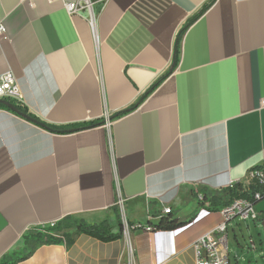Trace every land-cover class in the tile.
I'll list each match as a JSON object with an SVG mask.
<instances>
[{
  "label": "crops",
  "instance_id": "0c3cea01",
  "mask_svg": "<svg viewBox=\"0 0 264 264\" xmlns=\"http://www.w3.org/2000/svg\"><path fill=\"white\" fill-rule=\"evenodd\" d=\"M210 1L96 5L95 48L85 16L61 1L0 0V75L15 77L18 105L53 126L103 122L56 134L0 109V259L67 216L117 233L122 221L153 226L168 209L187 223L109 243L81 234L17 264H195L192 243L222 220L197 194L264 164V0H213L181 35L174 71L134 111L104 115L168 71L181 29Z\"/></svg>",
  "mask_w": 264,
  "mask_h": 264
},
{
  "label": "trees",
  "instance_id": "16d2710c",
  "mask_svg": "<svg viewBox=\"0 0 264 264\" xmlns=\"http://www.w3.org/2000/svg\"><path fill=\"white\" fill-rule=\"evenodd\" d=\"M212 3L213 0L210 1L208 4L204 5L201 8V10L191 19H189L181 29L180 35L177 37V41L175 43L172 62L168 71L164 75H162L155 83H153L136 103L110 117L109 118L110 121L134 111L142 103V101L174 71L178 62L179 41L181 35L198 18H200L206 12V10L211 6ZM10 103L14 106L15 112L11 111L3 104H0V109H6L8 111H11L12 113H14L15 115L21 118H23V116H27L29 117V119L32 120L31 123L51 133H56V134L73 133L85 129L94 128L102 125L103 123L102 121H96L87 124L85 123L76 124L71 127L53 126L41 121L39 118H37L33 114H30L25 108L21 107L20 105L14 104L13 102ZM256 168H264V164L261 166H257ZM257 191H260V188L255 185L251 184L248 188L243 189L240 183H236L232 188L227 187L225 189L215 192L214 194H211L206 191H202L197 194V197L198 195H201V200H199V207L219 212L225 207H228L236 199L243 198V199L252 200L253 194ZM186 223L187 222H178L177 220L172 219L171 211H169L168 213L163 214L161 218H159L157 223H155L153 226H150V231L153 232L172 231L179 227H182ZM126 224L129 233L134 230H143L145 228L142 224H134L130 222H127ZM136 225H138L139 227L135 228ZM41 231L42 230L34 231L27 234L24 237L25 247L18 252H14L11 255L3 256L0 259V264H17L19 262L25 261L26 259L31 257L32 254L39 247L43 245L65 244L68 247L72 244V237L81 234L87 235L103 243L113 242L123 237L122 226H120V229L117 233H113L111 230V226L107 221H102L97 224H87L82 220L71 216H67L63 218L62 220L57 222L53 227L49 228L48 231H53L54 234H49L48 232H41ZM66 231H72V233L70 234L67 233Z\"/></svg>",
  "mask_w": 264,
  "mask_h": 264
},
{
  "label": "built area",
  "instance_id": "2783aa9c",
  "mask_svg": "<svg viewBox=\"0 0 264 264\" xmlns=\"http://www.w3.org/2000/svg\"><path fill=\"white\" fill-rule=\"evenodd\" d=\"M50 2L61 1L63 8L69 16L81 15L85 16L87 25L91 31L95 48H98L99 40L97 34V18L99 12L105 7L109 0H75L71 2H65L64 0H48ZM100 6V11L95 10V6ZM5 29L0 24V34H4ZM22 96L15 77L11 72H6L0 75V100L6 102H13L19 104ZM105 121L108 122L109 117L107 113L104 115ZM247 188L252 184L260 188L253 194L252 200L239 198L234 200L228 207L220 210L219 213L222 217L221 222L214 228L197 238L192 247L195 254V264H229V257L222 255L221 250L224 248L227 252V230L228 223L235 220L237 217L243 221L258 220V214L255 211L254 204L264 198V168H252L246 174L243 180ZM238 182H231L229 185L232 188ZM242 183V182H239ZM246 189L245 186H242ZM198 199L201 200V195H198ZM124 200L118 197L116 205L119 208L123 207ZM170 210L165 209L163 214L168 213ZM56 223H51L50 227H53ZM139 226L136 225L135 228ZM143 230L149 232L150 227L147 226ZM129 230L127 224L123 229V235L128 237ZM123 264H133L128 261Z\"/></svg>",
  "mask_w": 264,
  "mask_h": 264
},
{
  "label": "rangeland",
  "instance_id": "374dc122",
  "mask_svg": "<svg viewBox=\"0 0 264 264\" xmlns=\"http://www.w3.org/2000/svg\"><path fill=\"white\" fill-rule=\"evenodd\" d=\"M242 186L246 183L243 181ZM243 188V187H242ZM258 220L243 221L238 217L228 223L227 244L229 245L230 264H264V204L257 207ZM125 228V222L122 221ZM46 226L41 232L54 234ZM249 248H252L250 250Z\"/></svg>",
  "mask_w": 264,
  "mask_h": 264
},
{
  "label": "water",
  "instance_id": "95a60500",
  "mask_svg": "<svg viewBox=\"0 0 264 264\" xmlns=\"http://www.w3.org/2000/svg\"><path fill=\"white\" fill-rule=\"evenodd\" d=\"M0 104L5 105L8 109H10L11 111L15 112V108H14V106H13L11 103L6 102V101H3V100H0ZM23 118L26 119V120H28L29 122L32 121V120L29 119V117H27V116H23Z\"/></svg>",
  "mask_w": 264,
  "mask_h": 264
}]
</instances>
